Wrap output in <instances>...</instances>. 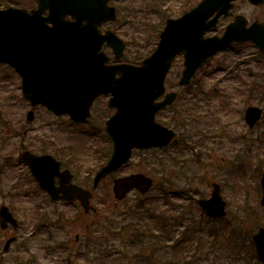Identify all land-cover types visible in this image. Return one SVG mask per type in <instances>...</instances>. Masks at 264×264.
Masks as SVG:
<instances>
[{"label": "rangeland", "instance_id": "1", "mask_svg": "<svg viewBox=\"0 0 264 264\" xmlns=\"http://www.w3.org/2000/svg\"><path fill=\"white\" fill-rule=\"evenodd\" d=\"M109 1L116 7L117 18L103 28L112 29L126 42L122 60L139 62L155 47V31L159 32L166 17L179 15L198 0ZM235 3V11L250 19H264V4L254 6L246 0ZM8 4L29 9L35 7L36 0H8ZM226 23L227 19H222L210 33H221ZM106 51L112 56L110 49ZM181 60L180 56L175 59L165 82L178 97L156 116L175 130L173 143L164 149L134 152L126 165L94 188L91 203L95 210L89 214H83L76 203H53L39 193L27 169L16 163L17 149L23 146L38 153L61 155L78 183L90 188L95 170L105 159L98 155L109 145L111 149L104 131V121L111 114L106 99L94 103L85 123L72 124L67 115L56 116L41 105L32 107L21 96L20 77L0 63V204H6L19 221L16 230H0V264H101L100 242L107 245L103 248L104 264H258L247 238L264 226L259 203V180L264 171V58L249 42L235 43L212 55L197 71L193 83L184 88L177 85ZM198 89L202 93L195 99L186 95ZM249 105L263 109L253 128H248L243 119ZM189 106H193L192 112ZM29 110L34 113L30 122L26 120ZM23 129L26 134H22ZM134 171L154 179L147 197H159L156 203L171 227L177 218L190 221L186 227L191 228V235L199 234L202 240L197 243L210 249L208 262L196 249V239L179 247L171 240L156 243V249L144 248L135 257L130 256L136 253L131 250L124 262L112 255L114 226L131 218L136 203L146 197L132 191L116 202L112 179ZM213 181L221 186L227 215L208 225L195 199L208 197ZM221 226L236 227L239 234L235 249L231 248L233 243L224 242L220 247L206 238L208 227ZM12 233L17 238L4 253L2 245Z\"/></svg>", "mask_w": 264, "mask_h": 264}, {"label": "water", "instance_id": "2", "mask_svg": "<svg viewBox=\"0 0 264 264\" xmlns=\"http://www.w3.org/2000/svg\"><path fill=\"white\" fill-rule=\"evenodd\" d=\"M261 4L264 0H248ZM108 0H37L30 11L18 7L0 8V62L11 66L21 77L24 98L35 106L41 104L53 113L68 114L73 121H83L89 115L93 99L110 93L109 107L116 111L107 119L105 129L112 139V153L93 178L96 187L101 179L117 171L131 156L132 149L164 147L174 137L172 129L155 120V113L173 103L177 93L164 91V78L174 56L182 52L184 68L179 85L189 84L198 67L214 52L232 42L251 40L264 54V21L246 27V19L237 15L221 36H204L214 27L221 14L231 7V0H201L190 11L177 18H169L160 33L156 49L136 66L127 63L106 65L109 58L101 45L106 42L115 58H120L124 42L112 31L100 33L102 22L114 20L113 6ZM48 9L46 16H43ZM70 15L73 21L64 20ZM213 15V16H212ZM212 16V17H211ZM211 17V18H210ZM46 21L52 24L48 25ZM118 74V75H116ZM262 109L250 105L245 108L244 121L249 128L260 119ZM33 112H27L32 120ZM18 162L26 164L30 173L52 201L78 200L87 213L92 206L90 190L71 183L68 169L60 171V162L50 154L36 155L28 150L19 154ZM55 176H59L55 184ZM152 178L142 172L113 179L114 198L123 199L131 190L145 194L152 186ZM260 204L264 208V171L260 177ZM210 196L197 198L196 203L209 218L226 215V201L220 185L211 184ZM16 229L17 220L8 207L0 205V229ZM15 235L3 246L8 251ZM257 258L264 264V227L251 235Z\"/></svg>", "mask_w": 264, "mask_h": 264}, {"label": "trees", "instance_id": "3", "mask_svg": "<svg viewBox=\"0 0 264 264\" xmlns=\"http://www.w3.org/2000/svg\"><path fill=\"white\" fill-rule=\"evenodd\" d=\"M8 0H0V6H7ZM201 89L198 90H192L186 93V95H190V99H195V97H198L199 94H201ZM193 106H189L187 109L192 112ZM185 111V110H184ZM188 115L189 112L185 111ZM194 119L198 120L197 117L194 115ZM145 197V196H143ZM144 199V201H143ZM142 200H139L136 205L134 206L133 212L131 213V218L126 217V221L124 223H117L114 226V232L111 236L110 240V249L114 251L112 255L117 256L118 259H121L124 262V258L129 254V251L134 250L136 253L130 254V256L135 257L136 255L142 253L144 248H152L156 249L158 244L160 242H166L170 241L176 242V246L179 247L182 243L186 244V241L196 239V249L200 254L204 253L203 261L208 262L210 259L208 258V255L210 253L209 248H205L206 244L197 243L198 240H202V237L198 234L197 236L191 235V228L186 227L187 224L190 223V221H186L184 219H178L176 222H172L173 226L171 227V223L167 222V218L163 214V210L158 207L159 205L156 203L159 200V197H146ZM146 199V200H145ZM221 220H210L206 218V223L209 225H212V223L222 221ZM165 224H167L169 227H166ZM183 225V227H179L180 225ZM229 226V225H228ZM182 228V229H181ZM175 231V234H173ZM187 234V232H189ZM196 232V231H195ZM194 234V233H193ZM238 231L236 227H227V226H221V227H208V235L209 237H206L211 240V242L217 243L220 247L223 246L224 242H227L226 245L232 244L231 248L235 249L237 247V238H238ZM164 236V238H163ZM160 238H163L161 240ZM110 239V238H109ZM247 240L250 242V245L252 246V243L250 241V238H247ZM118 241V242H116ZM123 241V243L121 242ZM158 243V244H156ZM88 244V243H87ZM89 245V244H88ZM93 245V244H92ZM106 242H100L98 246H100V262L103 263L102 257H106L103 251V248H105ZM107 246V245H106ZM171 245H169L170 247ZM253 249V246H252ZM99 251V247L95 249V252L97 253ZM254 252V250H253ZM110 254V253H109ZM254 258L255 253H254ZM185 260V258H183ZM181 260V259H180ZM259 264V262L257 261ZM186 264V263H184ZM212 264V262H210Z\"/></svg>", "mask_w": 264, "mask_h": 264}, {"label": "flooded vegetation", "instance_id": "4", "mask_svg": "<svg viewBox=\"0 0 264 264\" xmlns=\"http://www.w3.org/2000/svg\"><path fill=\"white\" fill-rule=\"evenodd\" d=\"M236 3H235V1H232V5H231V7L227 10V12L225 13V14H222L219 18H218V22H217V25H216V28H217V26H218V24L222 21V19L223 20H225V19H227V23H229V22H231L238 14H241V13H239V12H237V11H235L236 10V5H235ZM245 18H246V25H249V23H251L252 21H254L255 19H250V18H248V17H246L245 16ZM65 19L66 20H72V18L70 17V16H66L65 17ZM109 22H106V23H103V24H101L100 26H99V30L100 31H104V30H106V29H108V28H103L106 24H108ZM226 23V24H227ZM215 28V29H216ZM214 29V30H215ZM217 32V33H216ZM155 33H158V30L157 31H155ZM213 33H216V34H220V32H218V31H214ZM102 50L106 53V54H108V52L106 51V49H109V47L107 46V44L106 43H103L102 44ZM109 55V54H108ZM178 56H181V55H178ZM177 56V57H178ZM122 60H115L114 58L112 59V58H110V60H109V63L110 64H115V63H117V62H121ZM175 64V61H173L172 62V66ZM176 64H178V63H176ZM182 67V66H181ZM100 98H105L106 99V104H107V107H108V109H110L111 110V113L114 111V109H112V108H109V106H108V100H109V98H110V94H99L94 100H93V102H92V105H91V115H92V109H93V105H94V103L97 101V100H99ZM110 116V115H109ZM108 116V117H109ZM107 117V118H108ZM88 120V119H87ZM86 120V121H87ZM85 121V122H86ZM85 122H80V123H78V124H83V123H85ZM105 122V121H104ZM25 130V131H24ZM26 132H27V130L26 129H23V131H22V134H26ZM18 151H17V156H16V163L17 164H19V165H23V167H25L26 169H27V171H28V177L31 179V181L33 182V185L36 187V189H38V191H39V193H44V195L46 196L47 195V193L45 192V191H42L40 188H39V185H38V183H37V181L34 179V177L30 174V171H29V169H28V167L26 166V165H24V164H21V163H19L18 162V157H19V154L22 152V151H25V150H29V151H32V152H34V153H36V154H38V152H36V151H33V150H31V149H29V148H26V147H23V146H20L18 149H17ZM93 151H94V149H93ZM110 151V145H109V149H107V151H103L102 153H100L99 155H98V158L99 159H104V160H106L107 158H108V152ZM40 153H45V152H40ZM51 154H53L54 155V157L57 159V160H59V162H60V170H63V169H68L71 173H72V180H71V182L72 183H74V184H76V185H79V186H82V187H84V188H89V187H86V186H83V185H81L80 183H78V181H77V179H76V175H75V172L68 166V164H66L65 163V161L62 159V157H61V155H59V154H54V153H51ZM67 160H69V161H71V159H67ZM104 160H102L101 161V163L104 161ZM74 164H75V162H74ZM100 166V165H99ZM93 176H94V174H93ZM93 176H92V180H93ZM108 177H110V176H108ZM91 180V181H92ZM58 181H59V176H55V183H58ZM93 190H94V188H93ZM58 202H61V203H64V204H68V203H66V202H64V201H62V200H59ZM74 203H76L77 205H79V203L77 202V201H74L73 203H71V204H74Z\"/></svg>", "mask_w": 264, "mask_h": 264}]
</instances>
